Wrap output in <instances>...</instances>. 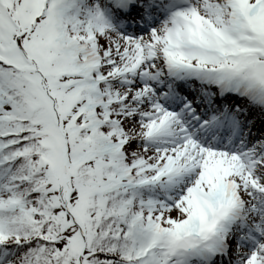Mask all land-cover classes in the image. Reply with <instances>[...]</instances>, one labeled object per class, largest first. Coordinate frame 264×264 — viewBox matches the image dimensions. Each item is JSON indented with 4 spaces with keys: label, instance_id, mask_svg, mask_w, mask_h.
I'll return each mask as SVG.
<instances>
[{
    "label": "snow or ice",
    "instance_id": "6c2138e0",
    "mask_svg": "<svg viewBox=\"0 0 264 264\" xmlns=\"http://www.w3.org/2000/svg\"><path fill=\"white\" fill-rule=\"evenodd\" d=\"M0 264H264V0H0Z\"/></svg>",
    "mask_w": 264,
    "mask_h": 264
}]
</instances>
